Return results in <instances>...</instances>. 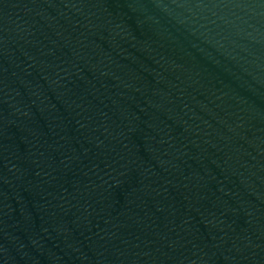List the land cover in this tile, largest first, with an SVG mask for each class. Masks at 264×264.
Listing matches in <instances>:
<instances>
[{
  "label": "water",
  "instance_id": "obj_1",
  "mask_svg": "<svg viewBox=\"0 0 264 264\" xmlns=\"http://www.w3.org/2000/svg\"><path fill=\"white\" fill-rule=\"evenodd\" d=\"M0 264H264V0H0Z\"/></svg>",
  "mask_w": 264,
  "mask_h": 264
}]
</instances>
